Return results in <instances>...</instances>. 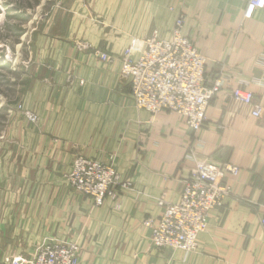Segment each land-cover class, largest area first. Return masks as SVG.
<instances>
[{
  "label": "crops",
  "instance_id": "obj_1",
  "mask_svg": "<svg viewBox=\"0 0 264 264\" xmlns=\"http://www.w3.org/2000/svg\"><path fill=\"white\" fill-rule=\"evenodd\" d=\"M246 2L69 0L51 11L33 40L20 102L39 124L19 111L3 143L0 264L30 259L52 240L75 242L79 264H264V113L254 118L230 96L252 92L264 109V8L243 18ZM178 13L183 37L206 58L205 75L223 81L196 136L177 114L136 110L120 77L125 48L136 58L154 32L168 39ZM77 156L112 164L130 188L92 205L65 181ZM196 162L236 166L225 176L232 194L209 214L195 252L153 248L144 223L158 222V200L179 201Z\"/></svg>",
  "mask_w": 264,
  "mask_h": 264
},
{
  "label": "built area",
  "instance_id": "obj_2",
  "mask_svg": "<svg viewBox=\"0 0 264 264\" xmlns=\"http://www.w3.org/2000/svg\"><path fill=\"white\" fill-rule=\"evenodd\" d=\"M264 0H247L243 18H250L255 9H263ZM185 17L178 13L168 39H161L154 32L143 41L145 49L133 56V46L123 51L120 77L129 84V95L136 110L151 115L160 112L177 114L184 119L192 136L203 127L206 110L223 86L216 76L205 75L206 58L183 37ZM86 44H78V49L86 50ZM104 63L113 59L104 52L95 51ZM80 83H83L80 81ZM231 98L250 108V114L259 118L264 109L254 103L252 92L234 88ZM25 118L38 125L39 119L27 111ZM239 169L231 164L218 165L196 162L177 203L158 200L163 213L157 223L146 221L151 229L150 243L156 249H174L181 252H195L198 236L207 229L209 214L222 206L232 194V188L225 182L226 174L236 176ZM67 185L85 196L92 205L99 207L106 199L115 200L116 190L130 188V183L122 181L112 164H105L83 156L72 160L71 169L65 176ZM264 232V216L260 218ZM80 248L75 242L52 240L41 244L30 259L12 258L10 264H79Z\"/></svg>",
  "mask_w": 264,
  "mask_h": 264
},
{
  "label": "rangeland",
  "instance_id": "obj_3",
  "mask_svg": "<svg viewBox=\"0 0 264 264\" xmlns=\"http://www.w3.org/2000/svg\"><path fill=\"white\" fill-rule=\"evenodd\" d=\"M67 1L0 0V161L16 114L25 118L27 112L20 102L30 84L33 40L51 11Z\"/></svg>",
  "mask_w": 264,
  "mask_h": 264
}]
</instances>
